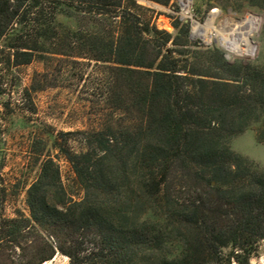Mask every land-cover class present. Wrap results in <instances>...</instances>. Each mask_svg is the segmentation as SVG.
Masks as SVG:
<instances>
[{"label": "trees", "instance_id": "trees-1", "mask_svg": "<svg viewBox=\"0 0 264 264\" xmlns=\"http://www.w3.org/2000/svg\"><path fill=\"white\" fill-rule=\"evenodd\" d=\"M172 1L0 0V45L15 65L51 55L109 64L111 116L60 133L81 135L80 150L49 135L76 175L77 197L36 142L28 214L6 213L12 188L0 172V264L57 254L68 264H253L264 239V166L233 143L256 127L264 145V67L194 43L179 16L175 33L160 29L156 4ZM179 177L191 180L188 198L175 195Z\"/></svg>", "mask_w": 264, "mask_h": 264}, {"label": "rangeland", "instance_id": "rangeland-1", "mask_svg": "<svg viewBox=\"0 0 264 264\" xmlns=\"http://www.w3.org/2000/svg\"><path fill=\"white\" fill-rule=\"evenodd\" d=\"M192 3L194 18L201 23L190 22L194 43L221 50L231 63L242 61L264 67V8L242 0H192ZM156 5L165 13L156 19L158 27L175 33L172 18H181V0H173L168 6ZM210 21L212 37L207 40L203 31ZM247 24L253 27L250 45L238 49L236 44H245L240 33L247 29ZM218 29H224L222 38L216 34ZM108 65L88 58L73 61L62 55L38 56L31 63L15 65L12 51L3 43L0 45V172L12 188L8 215H15L16 209L29 213L27 189L40 169L33 154L35 142L36 148H44L45 153L50 150L60 165L63 183L78 196L79 187L71 164L51 148L49 135L53 133L60 142L69 138L70 146L80 150L81 135L65 137L60 133L87 129L111 117L104 98L110 79ZM233 147L264 166V145L256 140V127L238 137ZM174 183L175 195L188 198L189 177L175 178ZM68 262L67 256L57 254L47 264ZM252 263L264 264V239Z\"/></svg>", "mask_w": 264, "mask_h": 264}, {"label": "bare ground", "instance_id": "bare-ground-1", "mask_svg": "<svg viewBox=\"0 0 264 264\" xmlns=\"http://www.w3.org/2000/svg\"><path fill=\"white\" fill-rule=\"evenodd\" d=\"M189 1H191V0H187V4H188V2ZM211 20V19H210ZM209 25H208V27H207V29L205 28V30L203 31L204 32V36L206 37V39L207 40H210L211 39V37H212V34H210L209 33V29H212V27H213V25H212V22L210 21L209 23H208ZM214 24V23H213ZM248 25V27H247V29H245L244 31H242L241 33H240V35H242V37H243V41L245 42V44H236V47L238 48V49H241L242 47H244V48H248L247 46H248V43H249V45H250V38H249V34H250V32L252 31V29H253V27H251V24H247ZM235 27V29H238L239 28V26H234ZM239 31V30H238ZM237 31V32H238ZM220 32V33H219ZM224 33V29H218L217 31H216V34L217 35H219L221 38H222V36H223V33ZM239 34V33H238ZM249 40V42H247ZM244 45V46H243ZM48 262V261H47ZM47 262H45L44 264H47Z\"/></svg>", "mask_w": 264, "mask_h": 264}, {"label": "built area", "instance_id": "built-area-1", "mask_svg": "<svg viewBox=\"0 0 264 264\" xmlns=\"http://www.w3.org/2000/svg\"><path fill=\"white\" fill-rule=\"evenodd\" d=\"M192 0L188 2L187 0H181V18L185 20L186 22H192L194 24H200V22L196 21L194 18V13L192 9Z\"/></svg>", "mask_w": 264, "mask_h": 264}]
</instances>
